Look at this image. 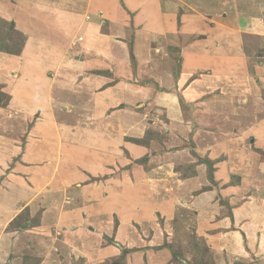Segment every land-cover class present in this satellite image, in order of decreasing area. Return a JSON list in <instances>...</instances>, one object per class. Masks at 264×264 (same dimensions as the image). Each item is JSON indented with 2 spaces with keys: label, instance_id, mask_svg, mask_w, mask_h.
<instances>
[{
  "label": "crops",
  "instance_id": "0c3cea01",
  "mask_svg": "<svg viewBox=\"0 0 264 264\" xmlns=\"http://www.w3.org/2000/svg\"><path fill=\"white\" fill-rule=\"evenodd\" d=\"M167 1L0 0L30 56L82 35L91 55L74 78L92 81L50 101L32 83L50 69L0 50V85L22 110L6 134L15 119L0 108V264H103L124 250L119 264H175L164 243L190 233L215 264H264V61L251 74L244 53L264 34V0ZM171 34L183 38L176 53L145 52ZM137 105L158 113L148 122ZM35 113L39 142L21 143Z\"/></svg>",
  "mask_w": 264,
  "mask_h": 264
},
{
  "label": "rangeland",
  "instance_id": "374dc122",
  "mask_svg": "<svg viewBox=\"0 0 264 264\" xmlns=\"http://www.w3.org/2000/svg\"><path fill=\"white\" fill-rule=\"evenodd\" d=\"M176 1L181 3L180 1L182 0H168L167 4L168 5H173V7L176 6ZM188 1H195V0H186V3ZM185 2V1H184ZM234 8H239V6H235L233 5L231 7V9L228 10H224V15L223 17L226 18H230V16L232 17V11L234 10ZM60 9L65 10V7H63L62 2L60 1ZM185 8H183L184 10ZM190 9V7H189ZM167 10V9H166ZM170 10V9H169ZM175 10V9H172ZM62 10L60 11L61 14ZM169 12V11H167ZM234 12V11H233ZM170 13V12H169ZM215 13V11H214ZM182 14V11L177 12V15L180 17V15ZM210 14H213V11L210 12ZM208 17H210L208 15ZM67 23L62 24L63 26L67 25ZM103 29V28H102ZM135 30V29H134ZM134 30H132L131 32H128L129 36L133 38L134 36ZM200 35V34H199ZM264 34L261 33L259 35H252V36H247L249 38H246L244 40V53L247 55L248 57V61H247V65H248V69L249 72L251 74H253V65L254 64H258L259 61H264ZM172 36V37H171ZM170 37H163V38H158V37H153L151 36L150 38L147 39L146 42V46H145V52L147 51L149 54L150 52L156 54V53H161L164 52V50H167L168 52H172V53H176L178 50V45H176L177 43L181 44L183 41V38L181 36H173V34H171ZM26 38L25 35L18 31L15 30L12 25H9V23L2 19L0 17V50H5L8 53H12V54H16L19 56L24 57L26 54V58L27 59L30 55V45H25L26 44ZM166 38V39H164ZM53 43H49L50 45H48V50H43L39 49V51H44L42 53L37 52V54H31V56L29 58H33L30 59L29 62H31L30 66H33L35 68H49L51 74L48 75L49 79H47L43 82L40 77H33L34 79L32 80V83L34 85V87H36L37 90H43L44 94L49 93V98L50 101L54 100L56 97H59L60 94L59 90L61 87H63V85H65L66 82H68L70 85H77L81 88L82 84H83V88L90 86V83L92 81L87 80L84 83H82V80L80 79H76L75 77V73H77L78 69V62L82 61L85 57H87L88 55H91V52L89 51V49H87L84 45V43H82L83 41V37L82 35H77L75 37H70L67 33H64L63 35L60 34V36L56 38V40H51ZM171 45V46H170ZM34 46L32 45V48ZM39 47V46H38ZM38 49V48H37ZM131 49V46H130ZM131 52V51H130ZM132 53V52H131ZM36 56V58H35ZM173 61H172V66H173V70L176 71L177 67H178V57H172ZM132 59V56H131ZM165 59L168 60V57H166L165 55L163 57H161V60L164 61ZM134 65V61L132 60V67ZM72 68V69H70ZM34 71H36V69H33ZM36 73V72H35ZM46 76V74H45ZM68 76H72L69 77ZM35 79H38V81H36ZM146 81H149L148 79H146ZM31 83V84H32ZM82 83V84H81ZM86 83V84H85ZM45 84L47 85H51L50 87H45ZM4 88V90H3ZM92 92H94V88H92ZM15 99L13 97V93L12 92H7L5 91V87L0 85V108L2 110H5L6 112H4L6 115V118H3L1 121L3 120H7V121H14L8 123V130L6 131V134H9L10 127L12 126L11 123L14 124V122L16 123V120L19 118V115H21V112L19 109H15L13 108L15 105ZM54 106H60V103H56V105ZM140 105H137L135 107H132L131 111H134L133 113H140V114H144L146 112L147 116L145 118V120H147L149 122L148 119L151 118V116H153L156 112V110L154 111V109H152V107H149L148 109L144 110L143 106L142 107H138ZM142 108V109H141ZM9 111V112H8ZM22 111V110H21ZM217 110H215L216 112ZM82 113V111H80ZM155 112V113H153ZM65 111L62 112V115L66 116V118H68L69 120H71L69 118V115H71L70 113H65ZM132 113V114H133ZM60 110H59V114H54V116L58 119V117L60 118ZM136 115V114H135ZM40 117V114L35 113L31 120L28 121V123L26 124V127H28L25 130V134L23 133L24 130L22 131V129H20L19 127V134L16 135V137L18 138V140L21 139V143H26V142H30L33 143L34 146L36 145L37 138H34V136L31 135V130L30 128L34 127L35 123L38 122ZM20 124V123H17ZM10 125V126H9ZM22 125V124H20ZM19 125V126H20ZM17 129V128H16ZM24 129V128H23ZM18 130V129H17ZM153 130L148 129L146 130V136L143 138V140L147 139V134H153ZM24 136V137H21ZM29 137L27 140L25 138ZM31 138V139H30ZM25 140V141H24ZM36 142V143H35ZM45 147L46 146H54L53 145V140H48L45 141ZM56 144V143H54ZM57 149V147H55ZM56 149H54V151H57ZM64 153V152H62ZM56 154V152H55ZM61 152H59L60 155ZM27 210L24 209V211H22L17 217L18 219H22L24 221L25 218H27L28 213L26 212ZM38 215L34 214V216L31 218V222L34 223L36 220V217ZM17 222V221H16ZM19 223V222H18ZM14 224H16L14 222ZM171 241L170 243H164V245H168L170 246V250L171 252L173 251L174 253V260H175V264H182V262H180V260H178L179 258L183 261L186 262V264H215L213 262L212 259V255L209 253V251L207 250L204 242L198 238L194 233H190L188 234V239L186 241H177L176 238L171 236ZM172 248V249H171ZM119 260L116 259H112L111 261H106L103 264H119Z\"/></svg>",
  "mask_w": 264,
  "mask_h": 264
},
{
  "label": "trees",
  "instance_id": "16d2710c",
  "mask_svg": "<svg viewBox=\"0 0 264 264\" xmlns=\"http://www.w3.org/2000/svg\"><path fill=\"white\" fill-rule=\"evenodd\" d=\"M131 140L136 141V142H143V141H145L143 139H134V138H131ZM145 159H146L145 157H142L141 159H137L136 162H138V163H141L142 162L143 163L145 161ZM204 162L208 165V169L211 170V163L208 160H205ZM209 178L210 179L212 178L211 174H209ZM168 247H170V246H168ZM125 253H126V251L124 250L122 252V254L118 258H116V260L122 259V257L124 256ZM172 256L173 257L175 256L174 253H173V251H172Z\"/></svg>",
  "mask_w": 264,
  "mask_h": 264
}]
</instances>
